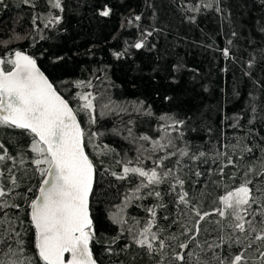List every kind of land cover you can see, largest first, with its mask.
Returning <instances> with one entry per match:
<instances>
[{"label":"trees","instance_id":"16d2710c","mask_svg":"<svg viewBox=\"0 0 264 264\" xmlns=\"http://www.w3.org/2000/svg\"><path fill=\"white\" fill-rule=\"evenodd\" d=\"M31 3L35 7L24 0H4L0 4V57L15 50L33 56L74 109L80 106L76 99L79 92L99 94L93 113L95 123L83 111L77 115L86 132V151L96 166L90 206L97 233L92 244L97 263L181 264L174 256L183 253L184 264H195L197 257L193 255L189 260V251L205 255L197 243L206 249L208 243L218 244L220 237L227 241L231 236L232 241L239 237L241 243H232L230 248L225 243L223 249H216L221 257L231 259L244 252L246 264H264L260 257L264 242L246 249L249 238L228 226L230 217H206L200 223L199 236L190 240L198 220L192 206L202 213H214L221 207V196L246 179H253L256 184L257 173L264 171V0H217L211 8H205L201 0H62V13L51 9L47 0ZM104 4L112 8L109 17L97 14ZM196 5H200L199 12L187 10ZM50 12L62 16L61 23L45 28L37 20L39 32L35 31L33 16H47ZM136 15L141 16L140 21L134 20ZM148 31L153 34L146 37L145 48L132 47ZM225 48L229 58L223 55ZM114 53L125 54L117 59ZM175 65L182 66L179 72L173 71ZM77 81H91L92 88L78 89ZM109 100L113 107L126 111L103 108ZM141 103L142 108L137 111L136 106ZM161 116L185 121L183 137L175 143L177 150L187 144L190 155L165 159L162 168L157 169H172L165 182L141 188L137 195L143 198H132L125 204L142 178L129 174L121 180L113 173L123 174L125 165L151 170L160 157L173 151H151V141L163 135L165 121ZM92 133L96 135L89 144ZM144 135L150 141L138 139ZM172 136L177 137L178 133L172 132ZM0 143L13 157L19 153L28 159L32 156L27 151L30 138L20 130L0 128ZM249 148L251 152L247 151ZM200 152L205 155L190 158ZM229 159L232 164H228ZM11 166V162L3 165L6 188L11 187L7 177ZM249 167L255 171L246 175ZM25 169L18 165L13 169L19 187L6 198L21 207L5 211L13 219L12 227L20 233L27 254L34 256V229L28 204L35 197L41 177L30 163ZM175 177L184 181L183 189L172 190ZM149 191H159L160 198L147 195ZM181 191L187 192L189 207L178 203ZM121 208L128 221L125 229L137 221L143 227L151 218L147 209L155 208L157 227L153 231H158L166 244L162 252L157 244L156 251L149 254L133 242L132 234L112 222L110 217ZM9 233L5 222L0 238ZM10 243L16 247L15 237ZM182 243H188L189 248L181 249ZM5 253L7 249L0 245V260L14 258ZM211 255L207 252V256Z\"/></svg>","mask_w":264,"mask_h":264},{"label":"snow or ice","instance_id":"6c2138e0","mask_svg":"<svg viewBox=\"0 0 264 264\" xmlns=\"http://www.w3.org/2000/svg\"><path fill=\"white\" fill-rule=\"evenodd\" d=\"M4 0H0L3 4ZM25 4L35 7L31 0H24ZM51 9L63 12L62 0H47ZM205 8H211L217 0H201ZM188 11L199 12L200 5L188 6ZM217 11L221 9L216 8ZM97 14L100 17H109L112 14V8L108 4H104L98 9ZM141 16L136 15L135 21H140ZM37 20L43 22L45 28L55 27L61 23L62 16L53 15L51 12L47 16L34 15L32 24L34 30L39 32ZM132 20L128 23L132 24ZM264 30V29H262ZM152 31L142 34L145 38L139 40L132 45L137 50L145 48L146 37L152 36ZM235 35V33H233ZM20 37H17L19 39ZM44 37L41 36V39ZM231 43V41L229 42ZM126 51V50H125ZM125 53H114L117 59H120ZM225 58H229V50H223ZM63 57H57V60ZM8 65V68H5ZM180 65L173 67L174 72L181 70ZM252 67V62H249ZM175 79V78H174ZM178 82V81H177ZM75 87L78 89H91V81H77ZM99 94L92 91H81L77 94L76 99L80 101L79 108L70 106V102L65 99L54 83L40 70L37 61L33 56L23 51L15 50L5 57H0V128L14 129L22 131L30 138L27 151L32 156L28 159L24 153H19L17 157H13L3 143H0V228H3L7 222L10 233L7 237L0 238V245L7 249L6 255L10 254L14 258L10 260H0V264H97L93 255L92 244L96 238V229L94 218L91 212L90 197L94 193V182L96 176V166L90 159L85 143L86 132L81 127L77 119L78 112L83 111L89 115L90 122L95 123L93 115L96 108V101ZM103 108L110 111H126L119 106L113 107V102L109 100L103 105ZM142 103L136 106V110L140 111ZM255 112V108H253ZM161 120L165 121L164 127L161 129L163 135L159 140H152L153 145L151 151H163L172 148L173 151L167 155L160 157L156 167L151 170H145L141 166L123 167V174L113 175L117 179H126L129 174L138 175L142 178L141 185L138 186L133 193V197H128L125 204L130 199H142L137 195L141 188H150L158 186L172 174V169L158 171L162 168L163 161L170 156L178 155L180 158L190 155L188 146L177 150L175 141L182 139L183 133L181 129L185 121L175 119L174 117L161 116ZM172 132H177L178 136L173 137ZM131 135V129H129ZM96 133H92L88 143H91V137ZM138 139L150 141L147 135L140 136ZM251 152L252 149H247ZM205 153L200 152L198 155H191V159H198ZM11 162V167L7 170V177L11 187H5V172L3 165ZM31 164L34 170L42 178L38 188V195L31 199L28 207L30 209L29 217L31 227L34 229V256L28 255L25 249L24 241L19 239L20 233L12 227L13 219L9 217L6 209L15 208L19 210V204L9 202L7 197L19 187L17 176L13 169L19 166L25 169L26 164ZM179 163V159L177 160ZM232 160H228V164H232ZM26 170V169H25ZM255 169L249 167V173ZM199 175V173H197ZM264 171L257 173V183H253V179H246L244 183L227 192L220 197L221 207L216 209L214 213H202L198 207L192 206L191 211L198 217L195 227V233L190 236V240H196L200 234V223L206 217L218 214L222 219L231 218L228 225L234 232L246 234L248 243L245 248H251L254 243L264 242ZM175 183L171 185L173 191L177 187L183 189L184 181L179 177H175ZM146 181V183H144ZM31 191V189H28ZM147 195H155L160 198L159 191H149ZM178 203L189 207L187 192L178 193ZM151 217L143 227H139V221L135 225L125 229L128 223L124 209L112 214L110 217L112 222L118 224L122 231L127 230L133 236V242L146 249L149 254L156 251L158 244L159 250L162 252L166 247L163 240L160 239L159 232L153 231L156 225L155 208L147 209ZM259 218V219H258ZM22 224L23 221H20ZM220 224V221L216 222ZM188 231H191L189 229ZM12 237H15L16 247L10 243ZM174 238V237H173ZM118 239V237H117ZM221 243H208L205 249L203 245L197 243L196 247L200 248L205 255L199 256L193 252H188L189 260L196 255L195 264H246L244 252H240L232 256L231 259L221 257L216 249H223L227 243L229 248L232 243L239 245L241 243L239 237L232 241L231 236L226 241L224 237H220ZM207 243V242H206ZM181 249L187 250L188 243L180 244ZM111 251V249H109ZM207 252L212 255L207 256ZM260 257L264 260V251H261ZM175 260L184 264L185 255L177 253ZM163 264V261L160 262Z\"/></svg>","mask_w":264,"mask_h":264},{"label":"water","instance_id":"95a60500","mask_svg":"<svg viewBox=\"0 0 264 264\" xmlns=\"http://www.w3.org/2000/svg\"><path fill=\"white\" fill-rule=\"evenodd\" d=\"M38 66V65H37ZM41 70V69H40ZM78 119V118H77ZM42 179V178H41ZM40 182H41V180H40ZM39 186H40V183H39V185H38V188H39ZM38 188H37V191H36V194H35V196L36 195H38ZM35 198V197H34ZM29 212H30V209H29ZM98 264V263H97Z\"/></svg>","mask_w":264,"mask_h":264}]
</instances>
